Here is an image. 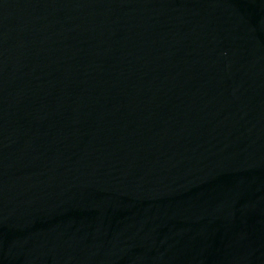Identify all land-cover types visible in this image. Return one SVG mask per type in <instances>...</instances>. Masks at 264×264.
Wrapping results in <instances>:
<instances>
[{"label":"water","instance_id":"obj_1","mask_svg":"<svg viewBox=\"0 0 264 264\" xmlns=\"http://www.w3.org/2000/svg\"><path fill=\"white\" fill-rule=\"evenodd\" d=\"M0 264H264V0H0Z\"/></svg>","mask_w":264,"mask_h":264}]
</instances>
